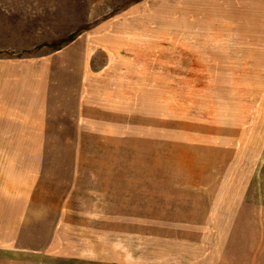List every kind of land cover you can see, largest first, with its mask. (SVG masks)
Masks as SVG:
<instances>
[{
	"label": "rangeland",
	"instance_id": "rangeland-1",
	"mask_svg": "<svg viewBox=\"0 0 264 264\" xmlns=\"http://www.w3.org/2000/svg\"><path fill=\"white\" fill-rule=\"evenodd\" d=\"M0 264H264V0H0Z\"/></svg>",
	"mask_w": 264,
	"mask_h": 264
}]
</instances>
